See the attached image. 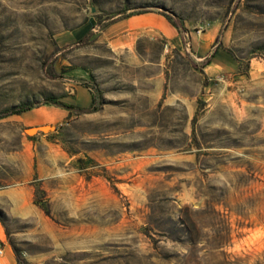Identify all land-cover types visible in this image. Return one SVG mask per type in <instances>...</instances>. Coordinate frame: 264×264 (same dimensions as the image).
I'll return each instance as SVG.
<instances>
[{
	"label": "rangeland",
	"instance_id": "obj_1",
	"mask_svg": "<svg viewBox=\"0 0 264 264\" xmlns=\"http://www.w3.org/2000/svg\"><path fill=\"white\" fill-rule=\"evenodd\" d=\"M76 87L88 113L42 105ZM24 103L0 127L13 264H264V0H0V111Z\"/></svg>",
	"mask_w": 264,
	"mask_h": 264
},
{
	"label": "crops",
	"instance_id": "obj_2",
	"mask_svg": "<svg viewBox=\"0 0 264 264\" xmlns=\"http://www.w3.org/2000/svg\"><path fill=\"white\" fill-rule=\"evenodd\" d=\"M219 32V27L215 26L212 27L208 32H205L202 36V38H197L194 40V38H191L192 40V48H196L195 52V56L198 59H202L203 58V54H204V50L209 46V44L212 42V40L217 36ZM199 52V53H198ZM74 100H75V105H77L78 107H87L90 105L91 103V95L89 93V91L84 88V87H76L74 90ZM68 104H72L71 102H67ZM73 105V104H72ZM31 112H39L37 111H29L27 113H24L23 115L17 116H10V117H16L17 119L24 121L25 123L29 121L30 117H31ZM53 116L56 118H62L65 115V112L59 109H56L53 113ZM10 117H6L3 119H0V127H2L3 125H5L7 123V119H9ZM0 133L1 135H6V131L9 130L6 128L0 129ZM12 151L10 147H5V146H0V170L4 171L6 169V163L8 165H10L11 163V159H12V155H11ZM25 159L27 158V151L24 150V156ZM9 168V167H7ZM3 264H13L14 262V256L13 253L11 252V250L9 248L4 247V253H3Z\"/></svg>",
	"mask_w": 264,
	"mask_h": 264
},
{
	"label": "trees",
	"instance_id": "obj_3",
	"mask_svg": "<svg viewBox=\"0 0 264 264\" xmlns=\"http://www.w3.org/2000/svg\"><path fill=\"white\" fill-rule=\"evenodd\" d=\"M161 16H163L168 23H170L179 33L181 32L182 28H180L179 26H177L176 24H174L171 20V18L163 13V12H158ZM130 16H126V18H129ZM95 99L94 97L91 95V103H94ZM42 105L45 106H55L57 108L66 110L69 114L72 113V111H76L77 113H88V109L86 108H81L78 106H74L72 104H68V103H64V102H60V101H56L55 99H45L44 103ZM37 105L33 104V103H24L21 105H15V106H11L9 108H6L2 111H0V119L6 118V117H10V116H20L24 113H27L31 110H33L34 108H36Z\"/></svg>",
	"mask_w": 264,
	"mask_h": 264
},
{
	"label": "water",
	"instance_id": "obj_4",
	"mask_svg": "<svg viewBox=\"0 0 264 264\" xmlns=\"http://www.w3.org/2000/svg\"><path fill=\"white\" fill-rule=\"evenodd\" d=\"M45 128H49L47 131L45 130ZM35 130V132L37 131H41V132H49L51 130V127L49 126H43V127H40V128H30V129H27L26 130V133L28 134V132H33Z\"/></svg>",
	"mask_w": 264,
	"mask_h": 264
},
{
	"label": "built area",
	"instance_id": "obj_5",
	"mask_svg": "<svg viewBox=\"0 0 264 264\" xmlns=\"http://www.w3.org/2000/svg\"><path fill=\"white\" fill-rule=\"evenodd\" d=\"M3 253H4V249L0 245V256H3Z\"/></svg>",
	"mask_w": 264,
	"mask_h": 264
},
{
	"label": "bare ground",
	"instance_id": "obj_6",
	"mask_svg": "<svg viewBox=\"0 0 264 264\" xmlns=\"http://www.w3.org/2000/svg\"><path fill=\"white\" fill-rule=\"evenodd\" d=\"M49 128H45V130H48Z\"/></svg>",
	"mask_w": 264,
	"mask_h": 264
}]
</instances>
